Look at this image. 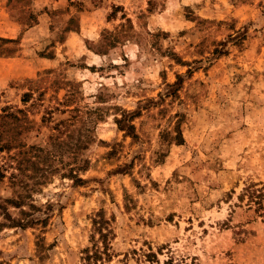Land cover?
<instances>
[{
  "label": "rangeland",
  "instance_id": "374dc122",
  "mask_svg": "<svg viewBox=\"0 0 264 264\" xmlns=\"http://www.w3.org/2000/svg\"><path fill=\"white\" fill-rule=\"evenodd\" d=\"M4 106L0 264H264V0H0Z\"/></svg>",
  "mask_w": 264,
  "mask_h": 264
},
{
  "label": "trees",
  "instance_id": "16d2710c",
  "mask_svg": "<svg viewBox=\"0 0 264 264\" xmlns=\"http://www.w3.org/2000/svg\"><path fill=\"white\" fill-rule=\"evenodd\" d=\"M27 97L28 94H24L22 97V102L24 104L28 102L26 100ZM18 112L21 111L19 110ZM25 120V118L21 119L20 117H18L10 106H4L0 109V183L6 181L13 187L19 185L21 189L27 188V185L23 184L21 180V176L25 168L29 167L36 172H42V149L29 147L26 150L23 143L17 141L15 138L16 131L17 134H19L20 130H22L23 128L25 129ZM14 149H17L20 152H12V150ZM26 156H28L30 159ZM67 165L69 169L67 171V175L70 177L73 183H83V180L76 175V170L73 166H71L72 164L65 163V169H67ZM46 168L48 169L47 164ZM13 170L17 173H13ZM43 178H45V176H43ZM247 193L248 196L251 197V201H253V194L255 192L247 191ZM4 202L7 204L12 203L10 200H5ZM4 215L7 216L6 213ZM106 258H109V254L107 253V251L99 252L98 250H94V252L92 253H86L82 259L83 264H97L99 262H102Z\"/></svg>",
  "mask_w": 264,
  "mask_h": 264
}]
</instances>
